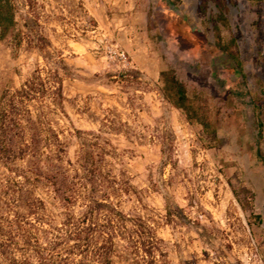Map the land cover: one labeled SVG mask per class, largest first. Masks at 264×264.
Wrapping results in <instances>:
<instances>
[{"label":"rangeland","instance_id":"1","mask_svg":"<svg viewBox=\"0 0 264 264\" xmlns=\"http://www.w3.org/2000/svg\"><path fill=\"white\" fill-rule=\"evenodd\" d=\"M16 1L22 41L0 40V94L43 64L38 43L60 50L67 154L78 149L74 129L116 150L108 159L134 190L121 208L152 215L162 264H264V0L227 5L221 33L235 37L241 70L214 45L211 0L204 12L199 0ZM163 69L206 107L215 139L163 97ZM37 193L58 220L61 208Z\"/></svg>","mask_w":264,"mask_h":264},{"label":"trees","instance_id":"2","mask_svg":"<svg viewBox=\"0 0 264 264\" xmlns=\"http://www.w3.org/2000/svg\"><path fill=\"white\" fill-rule=\"evenodd\" d=\"M211 1L216 8L209 17L214 45L241 70L233 49L235 37L225 39L221 33L231 0ZM208 2L199 0L200 11ZM27 5L32 8L33 3L29 0ZM17 9L16 0H0V40L10 36L20 46ZM26 27L31 28L29 23ZM36 47L43 64L0 94V210L12 212V218H0V260L3 264L165 263L167 253L152 215L121 208L123 198L134 190L125 173H116L108 159L116 150L108 142L104 145L100 133L74 129L78 149L72 159L68 156L60 121L67 118L63 81L70 71L60 50L40 43ZM159 79L163 97L215 139L206 107L198 97L188 96L174 71L161 70ZM256 119L260 137L259 111ZM39 189L61 208L58 220ZM172 216L168 207L165 220ZM254 218L260 220V215Z\"/></svg>","mask_w":264,"mask_h":264}]
</instances>
